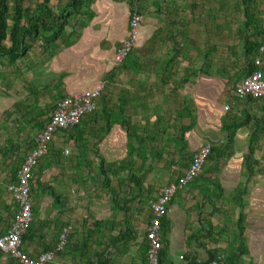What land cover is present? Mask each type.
Returning a JSON list of instances; mask_svg holds the SVG:
<instances>
[{
	"label": "crops",
	"instance_id": "0c3cea01",
	"mask_svg": "<svg viewBox=\"0 0 264 264\" xmlns=\"http://www.w3.org/2000/svg\"><path fill=\"white\" fill-rule=\"evenodd\" d=\"M41 1L32 0L34 4ZM189 1L94 0L88 5L89 15L78 17L74 22L75 26L68 28L64 36L55 43L40 38L29 40L31 48L26 56L14 63L10 62L9 57L3 58L0 65L2 117L10 120L11 117L13 119L15 116H22L24 130L28 124L25 116L30 117L29 121L41 116L45 119V112L41 110H54L56 104L64 97L93 91L101 82H105L107 97L114 100L113 104L111 101V104L107 105L108 110L112 111L110 121H114V124H108L103 115L94 120L93 116L86 117L84 129L89 131L92 128L96 130V135L94 141L85 135L83 143H78V146L86 145L82 146V149L95 145V155L98 159L102 156L107 162L119 163L128 157L129 138L123 124L119 123L123 121L121 113L124 114L127 124L135 125L142 138L155 139L151 147L157 149H152L153 154L159 155L157 158L149 155L146 159L138 156L133 158L137 162V168H142L143 163H146L139 175L143 179L150 177V169L156 163H164L159 167L161 169L166 167L165 164L172 165L169 171L176 175L163 174L162 177H166L164 187L175 182L190 164V161H187L180 168L176 166L177 170L174 167L176 160L172 157L180 152L178 141L181 135L184 136L191 154H195L206 144H211L212 148H223L222 158L218 161H208L203 174L173 197L166 217L165 234H161L162 239L167 244L169 258L173 264H187L181 256H193L203 263L209 259V251L225 250L237 241V220L243 211V238L247 250L242 257L243 264H264V100L240 102L230 99L234 88L229 84V77L233 73L232 69H236L235 58L231 59L230 55L222 54L221 59H199V51H204L205 57H209L216 44L206 39L205 46H199L195 32L189 30L194 14L188 5ZM58 2L59 0H51V5L54 6ZM65 2L61 1L62 4ZM181 2L187 3L191 11L187 13V21L185 14H182ZM134 10L141 11L145 16L136 49L143 50V61L150 69L141 75L127 71L125 76H115L112 83L106 82L107 74L115 68L116 51L127 38L129 20ZM170 31L174 36L179 34L176 39L183 33L190 35L188 47H183V53L176 42L173 43L169 39ZM209 35L212 39L216 37L214 33ZM163 40L167 42L162 43ZM261 41L262 45L254 52V57L262 60L264 74V37ZM6 44L10 46V43ZM163 49L168 54L175 50L180 53L171 63L174 53L161 58L160 51ZM238 59L239 67L242 68L245 63L243 55L238 56ZM169 64L172 70L175 69L170 81L159 69ZM201 66L207 67L206 74L192 75V72ZM177 67L182 71H178ZM187 70L191 75L189 81L183 86L175 85L181 83L186 76L183 73ZM124 83L126 85H123ZM228 84L232 86V90ZM126 98L127 103H122ZM135 98L140 101L134 102ZM227 105L230 108L225 110ZM44 119L36 121V124H45ZM4 121L2 118L3 128L14 130L9 121ZM184 128H187L185 133ZM62 135V132H59L53 141L68 142ZM251 147L254 148L253 152ZM80 154L81 156H76L77 164L79 159H87L85 153L81 151ZM168 158L172 160L169 161ZM0 160L1 163L2 156ZM138 163L142 165L138 166ZM146 170L149 173L143 177ZM122 181L118 185H122ZM147 181L149 185L144 181V192L149 190L151 178ZM118 185L109 192L115 216L121 211L118 202L122 205L133 195V192H127L126 194L130 195L119 200L116 198L120 191ZM1 195L2 176L0 231ZM155 195L157 196V193L153 194L154 197ZM114 199L117 203H114ZM95 208L97 209V204ZM55 209L61 211L59 207L52 208L51 211ZM46 217L54 223L59 221L56 217L46 215L42 219ZM104 219L122 222L118 218H112V215L101 217L99 220ZM86 221L85 218V227L88 224ZM49 230L42 233L45 234ZM51 234L52 232H49V242H56L55 233L50 238ZM73 235L75 240L82 238H75V234ZM37 246L41 247L37 239L29 242L28 246H25L26 253L33 258L42 251L36 250Z\"/></svg>",
	"mask_w": 264,
	"mask_h": 264
},
{
	"label": "trees",
	"instance_id": "16d2710c",
	"mask_svg": "<svg viewBox=\"0 0 264 264\" xmlns=\"http://www.w3.org/2000/svg\"><path fill=\"white\" fill-rule=\"evenodd\" d=\"M61 1L62 0H59L58 4L52 6L51 0H42L41 2H38L36 4H34L32 0H0V65H2L3 58L9 57L10 62L14 63L16 62V60L26 56L31 48V45L29 44V40L31 39L36 40L40 38L43 39V41H47L48 39L49 42L52 40V42L55 43L59 38L64 36L68 28L75 26L74 22H76L78 17L83 16V14L87 16L89 15L90 12L88 11V5L94 0H64L66 2L63 4L61 3ZM217 1L222 4V0ZM189 2H191V0ZM190 6L191 9L195 8V5L190 4ZM238 6L239 9L242 10L241 12L243 13L244 20L242 21L240 28L237 29L240 35L241 50H234L232 52L234 55L232 56L236 60L234 65L237 68V70L234 71L235 74H232L229 77V83H231L234 88L233 96L230 98L232 101H240L236 99L235 93L242 80L251 75L255 70H262L263 67L262 65V67L259 68V66L255 64L256 59L260 58L255 59L254 52L260 48V46L262 45L261 40L264 37V11H257L256 0H239ZM215 20H217V18ZM215 26H218L216 34H218L219 31H221L222 35L226 32H229V24L227 23L225 25L224 20L221 25L214 24L212 27V32ZM176 36H174L172 32L170 33V35H168L169 39H171V42H176V44L181 48V53H183V47H188L190 35H186V33H183L178 39H176ZM6 43H10V46H8ZM215 50H217L216 47L214 51ZM214 51H210V53H213ZM141 53L142 50H137L135 46L134 49L128 54L124 62L120 65H115V68L109 74H107L105 81H109L110 83H112L115 76L122 74L124 71H129L134 75H141L146 73L150 69V67L143 61ZM173 53L174 54L171 63L173 62V60H175L176 56L180 52L178 50H175V52ZM205 55L206 53L204 52V56ZM240 55H243V59H245V63L242 68L239 67L240 64L238 63V56ZM206 68L205 66H201L197 70H194L192 72V75L206 74ZM159 69L162 75H167L169 77L170 81V77L174 75L175 72V69L172 70L173 68L171 64H169V66L164 65V67H160ZM183 74L186 76L181 80V83L178 82L175 85L183 86L189 81L191 77L189 70H187ZM139 98H135L134 102L138 103ZM260 100L264 99L247 98V100L244 101L258 102ZM122 101V103L126 104L127 98ZM110 104L111 102L104 90L101 96H99L96 110L92 113L86 114L82 118L80 124H78L76 127L71 130L62 131V133L67 134L68 141L74 142L76 144L83 143L85 135H87V137L95 136L96 130L90 128L89 131H86V129H84L86 124L85 118L93 116L92 118L94 120V118H97V116L103 115L104 118L107 119L106 121L108 122V124H110L112 111L108 110L107 106ZM101 107L103 108V110H101ZM122 110L124 109L122 108ZM120 115H123L121 117V120L123 121L119 123L123 124L124 129L128 132V157L126 158V160H123L119 163H110L102 158V156H100L99 154L100 164L97 169V175L100 179L103 178V186L105 187V189L108 188V190L111 192L113 190V187L112 179L110 177H117L120 171L128 172L127 177L129 178V182L133 183L136 186H134L136 191L133 195L129 196V199L127 201L125 200V203L123 205L120 206L118 204L120 210L124 213V220L120 223L107 219L96 220L89 227L87 224L85 230L86 234H84L80 240H75L71 226L66 227V225L64 226L63 223H60L59 221L54 223L53 221H49L47 217L43 220H37V216L39 215V206L35 205L33 206V221L23 239L24 251L25 246H28L29 242H34L35 239H37L38 245H41V247L43 248L40 253L55 250V258H57V256H60L64 259L70 257L74 263L78 264H120V259L125 258L126 256L131 257V264H148L149 241L147 240V235H145L143 240L139 242V233L133 224V216L130 215L132 214V212L129 205L134 203L136 200L142 201L143 198L141 196L146 193L148 194L147 204L149 206L148 201L154 199L151 198V195L152 197H154L153 187H149V190H147V192H144L146 191L144 190V180L141 178V176H137V173H141L146 163H143L142 168H137V162L133 158L135 156H138L146 159L147 155L157 158L159 155L156 156V154L152 153V149L157 151L156 148L151 147L152 142L155 139L146 140L142 138V135H140V131L135 127V125L131 126L130 123L127 124V121L124 118V114L121 113ZM51 117L52 114L45 120V125L42 122L38 123L41 124V128L39 130L44 129L47 126V124L51 121ZM111 123L114 124V121H112ZM186 129L187 128H184L183 132ZM228 132L230 133L231 131ZM53 144L54 143L52 141V146H50V148H52V150H50L51 157L47 156V154L42 158L38 165V167H40L39 170H37V167L33 172L34 177L31 183V193L36 198V203H38L41 194L47 195L48 197L52 198L51 209L60 206L63 202V198L61 197V194L57 192L54 186L41 182L42 180L40 179V176L42 173L52 167V160H60V152L55 147H53ZM82 146L85 147L86 145L83 144ZM14 147L15 146H13V151L15 150ZM34 147L35 143L33 141H30L27 144L24 152L27 153ZM178 147L182 151V158H184V160L186 161H190L191 163L194 154H191L189 150L188 152L186 151L188 145L183 135H181V139L180 141H178ZM250 150L253 152L254 148L251 147ZM222 157L223 148H212L207 162L218 161V159ZM22 159L23 158L18 161H14L9 165L11 180L9 185L7 186V192L8 194H10V196L11 193L9 192V186L17 182V172L22 165L20 164L23 161ZM85 163L87 165H90L91 161L87 159V162H85V160L82 161V159H79V162L77 164V169L79 171L77 172H80V169L86 166H84ZM216 164H218V162H216ZM205 165L203 167L201 175L205 170ZM78 167H80V169ZM250 168H252V166ZM84 169H86V167ZM36 173L37 177H35ZM78 176L79 179H76V181H79L81 179L80 177H82L80 173H78ZM34 182H36V185H34ZM162 191L163 190H161V192ZM161 192H159L157 195H159ZM4 194V190H2V233H6L11 227L18 209L17 203L14 199L13 204L6 203L5 198L3 197ZM115 201L116 199H114V203H117V201ZM240 208L242 209L243 207L240 205ZM166 217L167 214L161 219L162 236L165 234L166 230ZM148 218L150 224L153 218V216L151 215V211ZM244 218L245 217L243 215V211H241L237 220V241L234 242V244H230L225 250L218 249L209 251V259L203 263L198 262V259H195L193 256H183L185 262L187 264H205L209 261L216 260L221 257L224 264H243L242 257L246 254L247 251L243 238V233L245 230ZM86 222L88 223V220ZM46 230L49 231L43 234ZM65 230L68 231L65 239V244L60 248V246L62 245L61 237L64 234ZM49 232H52V234L55 233L56 242H49ZM52 234L50 235V238L52 237ZM162 244L163 246L160 251V264H173L172 260H170L169 258L168 247L167 244H165L164 239H162ZM40 253L36 254V256H38ZM1 256H4V260H1ZM36 256H34L33 258H35ZM1 261L2 264H19L16 260L3 254V252H0V262Z\"/></svg>",
	"mask_w": 264,
	"mask_h": 264
},
{
	"label": "rangeland",
	"instance_id": "374dc122",
	"mask_svg": "<svg viewBox=\"0 0 264 264\" xmlns=\"http://www.w3.org/2000/svg\"><path fill=\"white\" fill-rule=\"evenodd\" d=\"M239 0H222V4L219 3L217 0H191V2L188 3V5L192 4L195 5V8H192L193 11V21L191 24V28L189 27V30L191 29L193 32H195V36L197 37L198 43L200 47L205 46V40L209 39L212 42L216 44L217 50H215L213 53H209V57L204 56V51H199L200 60H207V59H221L222 54L230 55L232 57L231 59H234L233 51L234 50H241V44H240V35L237 31L238 28H240V25L242 24V21L244 20L242 10L239 9L238 6ZM182 3V14H185V18L187 17V13L191 12L190 8L188 7L187 3ZM257 3V11L262 10L264 11V0H256ZM217 18V20H215ZM223 18V19H222ZM225 22V25L229 24V32H226L222 35L221 31H219L218 34V26H215L213 29L214 34L216 37L212 39V27L214 24L221 25L222 22ZM184 21V20H183ZM187 21V18H186ZM167 41L164 40L162 43H166ZM230 49V51H229ZM183 52V51H182ZM198 52V53H199ZM143 50L141 55L143 56ZM168 52L166 50L160 51L161 58H163ZM169 54H173L172 52H169ZM168 54V55H169ZM233 55V56H232ZM218 62V61H216ZM178 71H182L181 68L177 67ZM236 69H232V72L235 74L234 71ZM127 71H124L121 75H126ZM232 73V74H233ZM237 73V72H236ZM224 76V75H223ZM230 84V83H229ZM230 90H232V86L229 85ZM123 85H126L125 83ZM117 92V91H116ZM106 93V90H105ZM111 98V97H110ZM112 100H110L111 102ZM114 100L112 101L113 104ZM0 159L2 156V162L0 163V176H2V190H4L3 197L5 198V201L7 204H13V198L8 194L7 192V186L10 183L11 180V173H10V167L9 165L12 164L14 161H18L21 158L24 161L27 154L30 153L28 151L27 153L24 152L27 144L30 141H35V138L37 134L39 133L41 128V124H36V121L42 120L44 118L36 117L34 119H30V117L25 116V120L27 121V126L24 130V119L22 116H15L13 119L10 118V120L5 119V116L2 117V109L0 108ZM44 111V121L50 117L52 113V108H49V110H41ZM10 117V116H9ZM2 118H4V122L7 123L9 121V125L12 124L14 130H6L2 127ZM45 125V124H44ZM36 127V128H35ZM21 128V129H19ZM16 129V130H15ZM64 138H68L67 134L62 133ZM95 136H91L92 141H94ZM53 147H55L60 152V160L54 159L52 160L53 165L52 167L41 174L40 179L41 182L45 184H50L54 186L58 193L62 194L63 202L62 205L58 206L61 211H58V209H55L51 211V203L52 198L48 197L47 195H41L38 203H36V198L32 195V202L33 206H39V215L37 216L38 219L43 220L42 218L44 215L46 216H53L56 217L57 220H59L60 223H63V225L66 227L71 226L72 227V233L75 234V238H80L84 234H86V227L84 226V219L88 220V227L93 224L94 221L101 219V217L104 216H110L112 215V218H118L120 221L124 220V213L123 211H119L117 216L113 214L112 211V204H111V192L103 186V178L100 179L97 175V165L100 162V159H98L95 155V145L92 147H88L87 149H82L81 146H78V144L70 141L65 140L61 143V141L55 140L53 141ZM52 144V143H51ZM50 144V146H52ZM13 146H15V150L13 151ZM17 147V148H16ZM12 149V150H11ZM66 149H69L70 153L66 155L64 151ZM50 150L47 156H50ZM179 150V149H178ZM86 154V158L91 161L90 165H87L86 163L84 166L86 169L81 168L80 172L77 169V162L76 156H81L80 152ZM188 152V148L186 149ZM8 152V153H6ZM178 152V151H177ZM5 157V158H4ZM91 158V159H90ZM87 159H85V162H87ZM172 159L176 160L175 164V170H177V167L180 168L184 165V162H187L182 158V151L180 149V152L177 153L176 156L172 157ZM169 159L168 160H172ZM1 161V160H0ZM22 161V162H23ZM99 161V162H98ZM22 162L20 164H22ZM100 164V163H99ZM162 164L164 163H156L152 169H150L151 176L148 178H151V184L150 187H153V194L161 192L164 188V182L166 180V177L162 175L171 176L176 175V173L170 172V168H172L171 164H165L166 167L164 169H161L159 167H162ZM208 165V162L206 163ZM141 165L138 163V166ZM207 165H205L207 167ZM177 166V167H176ZM205 167V169H206ZM40 167L37 168L39 170ZM143 177L147 176V173H149L148 170ZM78 173L81 174L82 177L79 181H76V179H79ZM127 171H121L119 173L118 177L111 176L112 179V187L114 188L120 180L122 181V185H118L120 188V191L118 195H116V198H119V200L124 199L125 197H128L130 194H126L127 192H133L135 193L136 189L134 188V184L129 182V178L127 177ZM140 173H137V176ZM37 177V173L36 176ZM117 178H119L117 180ZM142 178V177H141ZM147 179H143L147 185H149V181L146 182ZM37 179V178H35ZM36 182H34V185ZM136 187V186H135ZM166 187V186H165ZM110 192V193H109ZM124 197V198H123ZM143 199L142 201L136 200L134 203L130 204L129 207L131 208L133 216V224L135 228L137 229L140 239L139 242H141L145 236V231L147 230L149 226V207L147 204L148 198L146 197V193L141 196ZM129 198V197H128ZM151 198L152 195H151ZM97 204V209L95 208V205ZM118 204L121 206V203L118 202ZM123 205V204H122ZM92 206V207H91ZM65 208V210H63ZM37 249L42 248L40 246L36 247ZM36 255V254H35ZM4 256H1V259H3ZM66 259V260H65ZM63 259L60 256H57L55 258L53 263L50 264H78L74 263L70 257H67ZM131 257L126 256L125 258L120 259V264H131ZM6 261V260H5Z\"/></svg>",
	"mask_w": 264,
	"mask_h": 264
},
{
	"label": "built area",
	"instance_id": "2783aa9c",
	"mask_svg": "<svg viewBox=\"0 0 264 264\" xmlns=\"http://www.w3.org/2000/svg\"><path fill=\"white\" fill-rule=\"evenodd\" d=\"M145 16L134 10L129 20L127 38L117 49L114 64L120 65L128 54L134 49L139 39L141 25ZM255 64L262 67L263 62L256 59ZM105 90V83L101 82L93 91L66 96L61 99L54 109L51 121L41 131L36 139L35 147L26 156L24 162L17 172V182L9 186L11 197L17 203L18 209L11 227L6 233L0 231V252L16 260L19 264H49L55 260L56 251L43 252L32 258L24 251L23 239L33 221V202L31 183L33 172L40 161L50 149V144L56 134L62 131L71 130L80 124L82 118L92 113L97 108L99 96ZM236 99L240 101L247 98L264 99V75L262 70L257 69L251 75L244 78L236 89ZM229 105L225 106L228 110ZM211 144L201 146L194 154L193 160L183 174L175 181L166 186L163 191L149 201V208L153 216L147 228V240L149 241L148 264H160V251L162 249L161 219L166 216L173 197L178 191L186 188L194 182L202 173L203 167L211 153ZM66 155L69 149L64 151ZM67 230L62 235V245L65 244ZM59 248V249H60ZM57 249V250H59ZM184 257L181 256V259ZM205 264H224L221 257Z\"/></svg>",
	"mask_w": 264,
	"mask_h": 264
},
{
	"label": "clouds",
	"instance_id": "9594fccd",
	"mask_svg": "<svg viewBox=\"0 0 264 264\" xmlns=\"http://www.w3.org/2000/svg\"><path fill=\"white\" fill-rule=\"evenodd\" d=\"M189 165H190V164H189ZM188 167H189V166H188ZM198 178H199V177H198ZM198 178H197V179H198Z\"/></svg>",
	"mask_w": 264,
	"mask_h": 264
}]
</instances>
